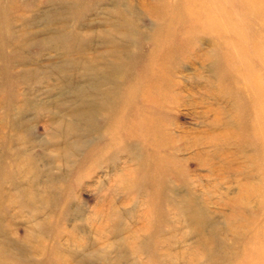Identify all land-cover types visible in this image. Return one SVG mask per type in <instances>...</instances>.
Masks as SVG:
<instances>
[{"label": "rangeland", "instance_id": "374dc122", "mask_svg": "<svg viewBox=\"0 0 264 264\" xmlns=\"http://www.w3.org/2000/svg\"><path fill=\"white\" fill-rule=\"evenodd\" d=\"M142 1L125 0V5L133 4L140 19L136 20V31L143 33L145 37L141 41V47H136H140V50H133V67L136 56L145 59L148 55L154 33V24L145 16ZM219 1L233 3L230 13L225 10L226 15H230L227 17L229 20L223 18L224 14L218 19L220 23L224 22L221 23L223 27L232 28V32L227 34L220 31L217 50L212 44L214 40L209 38L211 33L199 42L196 37L193 38L189 51L179 55L176 65L171 63L172 78L178 82V98L175 100L180 105L195 102L199 104L198 108L187 109V106L175 105L168 113L167 110L159 112L160 120L170 121V133L173 135L171 142L178 141L179 135L186 141L170 143L171 146L178 147L164 150L167 153L164 155L166 161L172 158L176 167L170 174L168 193L164 190L163 198L168 194L186 211L194 209L205 212L218 227V242L220 236L221 241H224L223 236L231 239L222 232L227 226L233 225L237 232L243 231L240 217H253L255 224H264V149L257 153L247 144V153L254 163H259L258 171H253L243 161L246 154L241 155L231 145L219 147L222 153L215 156L211 154L213 148L190 146L195 143L192 142L195 139H207L209 135L219 133V129H222L223 138L233 144V130L238 131V136L241 134L240 138L244 137L236 129H242L243 124L250 133L256 129L259 134L256 138L261 143L259 145L264 143V37H260V33L264 34V31L259 27V21L263 17L243 11L240 3H244V0ZM16 2L18 6L15 8L18 10L13 11V18L19 15L22 17L23 21L16 19L19 29L23 24L27 26L18 36L26 35L22 44L29 46L23 49V54L26 58L29 55L31 60L23 65L24 61L22 66L17 65L15 55L12 59L13 66L4 73L13 84H4L6 87L3 86V89L0 87V147L5 145L26 154L31 152L36 172L33 175L26 174L28 162L22 157L11 160L12 163L7 160V168L18 174L9 179L6 177L1 190L0 209L3 211L0 210V223L6 234L0 236L1 242L11 244L13 253L24 255L27 264H77L73 252L78 253L77 259L90 254L86 264H156L154 254L158 252L163 260L158 264H208L202 250L196 248L194 223L184 222V214L179 222L175 210L163 201V204L160 203L165 212L162 213L163 217L167 216L169 222L173 220L172 224H175L172 230H168L164 224H158L159 212L155 209L159 205L157 194L144 186L136 192L129 189L145 178V174L140 171L133 174L137 168L134 159L135 155L138 157L137 147L128 154L122 150L117 151L118 145L109 141L111 138L107 130L110 126L108 123L104 128L107 118L98 109L95 95L83 96L90 87L95 91L93 83L96 81L83 77L85 68H88L87 63L84 65L76 58L77 68L73 69V66L63 64L64 54L61 51L56 54L52 49L39 48V41L54 36V33L42 29L46 26L54 29L56 25L48 26L38 19L31 21L32 12L37 8L21 5L25 0ZM104 3L105 1H100L99 6L88 8V12H84V23L90 22V28L82 29V32L94 35L95 41L98 30L102 29V19L107 25L112 20L110 11L106 10L107 4ZM40 9L46 10L45 5L40 4ZM54 15L55 11H50L49 16L55 20ZM127 17L131 16L128 14ZM173 17L174 20L178 18L176 14ZM225 45H230L232 49L225 48ZM213 48L221 58L219 75L211 65ZM6 49L10 51V47ZM106 49L107 45L94 46L87 51V57L99 56L102 59L101 65L104 60L108 61L103 68V71L106 68L107 73L103 75L110 82L113 83L115 79H118L117 83L123 80L126 82L110 64L113 54L111 51L104 53ZM73 52L72 57L79 56ZM27 72L31 74L26 76ZM2 74L0 70V78ZM64 77L72 79L71 83H63ZM0 82L3 81L0 79ZM99 82H102L100 78ZM111 86L113 85L109 84ZM10 88L17 93L14 100H10ZM7 100L12 104H7ZM84 101L93 107L92 112L102 134L68 133L69 124L72 123L81 128L85 126L83 131L85 130L87 125L84 119L83 122L72 118ZM9 110L11 118L19 126L14 135L7 132L6 121L9 118L6 111ZM205 112V116L199 117ZM214 117L221 122V126L216 129H212L209 123ZM233 118L237 119L235 124ZM170 139L167 136L169 142ZM88 142L98 145L101 152L87 156ZM106 143L112 146H106ZM233 153L237 159L234 166ZM234 167H240L244 172L233 173ZM246 196L249 201L245 200ZM230 216H233V221H229ZM160 226H163L162 230ZM151 228H158L159 234L154 236ZM237 232L234 231L239 235ZM168 235L172 236V247L167 250L160 243L157 248L159 242ZM238 242V239L233 240V264L237 259ZM82 243L86 246L78 252ZM211 244L213 247L214 243ZM148 245L153 247L151 254L146 248ZM221 245L217 249L219 256L214 264H228L226 255L230 254L231 248L226 249L223 242Z\"/></svg>", "mask_w": 264, "mask_h": 264}, {"label": "bare ground", "instance_id": "6f19581e", "mask_svg": "<svg viewBox=\"0 0 264 264\" xmlns=\"http://www.w3.org/2000/svg\"><path fill=\"white\" fill-rule=\"evenodd\" d=\"M16 1L17 0H0V45H2L0 48V70L3 73V76L0 78L1 81H3L0 82L1 88L3 86L6 87L4 84H13L11 79L9 82L8 77L4 75V73L7 68L13 66L12 59L15 55H17V65L22 66L24 61L23 65L27 63L26 61L29 63L31 60L29 55H27L26 58L23 54V49H27L29 46V44H22L26 35H24V37L22 35L18 36V33L22 31L23 28L24 32L27 26L26 24H23L22 28L19 29L16 25V19L23 21L22 17L20 18L19 15L16 18H13V11L16 12L18 10L15 8V6H18ZM100 1H105L104 4H107L106 10L108 9V11H110L112 20L110 21V24L107 25L106 21L102 19L103 22L100 26L102 29L98 30L97 39L95 41L94 35H85L82 32V29L85 30L90 28V22L84 23V12H88V8L99 6L98 4H100ZM100 1L46 0L45 2H41L25 0V3H21V5L30 8L34 6L37 8L36 11L32 12L31 21H36V19H38L42 22V24L48 26L56 25L54 29L47 26L42 29L43 31H47L52 34L54 33V36H51L43 41H39L37 43L39 48H47L49 50L52 49L56 54L61 51V54H64L62 55L63 64H68L69 67L73 66V69L77 68L76 58H78V60L84 65L87 63L88 68H85L86 71L84 72L83 77L96 81L93 83L95 91H92V88L90 87L89 91L87 93L85 92L83 96L89 97L88 94L95 95L98 109L102 110L107 118L104 128L108 126V123L110 126L107 130L111 138L109 141L112 142V144H116V146L118 145L117 151L122 150L123 152L129 154L131 151L135 150V147H137L136 152H138V157L137 155L134 156L137 168H135L133 174L140 171L145 174V178H143L141 183L135 185L136 188L131 185L129 189L136 192L144 186L153 190L155 195L157 194L159 205H157L155 209L159 212L158 224H164L167 226L168 230H172L175 227V224H172L174 222L173 220L169 222L167 216L163 217L165 212L162 209L161 204H163L164 201L171 209L175 210V216L179 222L183 219L186 223H194L193 225L195 228H193V232L196 230V232H194L196 233V248L202 250L203 254L206 256L205 262L208 264H214L216 261V257L219 256L217 249L218 247H222V242L226 246V249L231 248L229 252L230 254L226 256L228 264H233L232 245L234 239L239 240L237 245L240 244L237 247V259L235 260V264H264V224H255L253 217H240V226L243 228V231L238 230L237 232L233 229V225L227 226L222 232L229 235L231 239H226V237L223 236L224 241H221L220 236L218 242V227L215 225V221L212 220L205 212L203 213L201 210L197 211L194 209L186 211L177 204L174 198H171V196L169 197L168 194L166 198L165 196L163 198L164 190L168 193V180L170 174H172L175 169L174 167H176V162H173L171 157V160L166 161L164 155L167 153L164 150L167 148L171 150L178 147L171 146L170 143L186 142L185 139L182 138V135H179L178 141L171 142L173 135L170 133V121L167 119L160 120L161 116H159V112L161 113L167 110L168 113L175 108V105H180L179 101L175 100V98H178V94L176 92L178 89V82L172 78L171 63L172 65L177 64L180 57L179 55L185 53L189 49L190 42L193 38L196 37L199 42L201 39H205V35L209 36V33H211L209 38H211V41L212 39L214 40L212 41V44L217 50L220 45L218 39L220 37V31L227 34L232 32V28L230 29V27L226 25V27H223L221 23L224 22L220 23L218 19L220 16H223L222 14H224L223 18L229 20L228 16L230 15H226V13H230L232 11L233 3L229 2V5L228 3H222L219 0H175L177 1L175 3L171 0H143L141 4L144 6V14L146 17H149V20L154 24V33L152 35L151 49L148 55L145 59H142V57L137 58L136 56V64L133 67V50L137 49L136 47L138 46L141 47V41L145 38L143 33H138L136 31V20H140L137 17L138 14H136L133 4L130 3L125 5V0ZM240 1L242 0H239V2ZM40 4L45 5L46 10L42 11L40 9ZM240 5H243L241 6L243 11H248L251 15L263 17L261 18L262 21H259V27H262L264 31V0H244V3H240ZM226 9L227 11L225 13ZM50 11H55V20L49 16ZM128 14L131 16L130 18L127 17ZM175 14L178 17L176 18L177 20H174L175 17L173 16ZM255 19L258 21L256 17ZM25 21L27 20L25 19ZM257 35L259 36V34ZM260 37L263 38L264 34L260 33ZM209 38L207 40L210 41ZM102 45H107V49L104 53L107 54L109 53L108 51L112 52L113 59L110 64H112L115 71L119 72L118 75L121 76L122 80L125 79L126 82L123 80L117 83L118 79H115L113 83L110 82L107 77H104L107 73L106 68L103 71V68L106 66L108 61L104 60L101 65L100 60L102 59L99 56L94 58L90 56L87 57L88 50H91L94 46L102 47ZM6 47H10V51H8ZM140 47L138 48L139 50ZM224 47L232 49L230 45H225ZM215 48H213L214 54L211 56V65L214 69H217L215 72L219 75L218 65L221 62V58L217 56ZM246 50H248V47ZM73 51H75V53L79 56L72 57L71 55H74ZM234 56H237V54ZM65 65H63V67ZM28 74L30 75L31 73L27 72L26 76H28ZM99 78L102 82H99ZM71 81L72 79L68 77L62 78L63 83L70 84ZM109 84H112L113 86L109 87ZM12 89L10 91V100H14L13 98L17 95V93L12 91ZM211 92L212 91L210 90L209 93ZM8 101L9 100H7V102ZM7 104H9V102ZM181 105L185 107L187 106V109H197L199 106V104L195 102H191L189 104L183 103ZM14 107L15 106H13V108ZM234 107L235 102H233V108ZM92 108L93 107L90 104L84 101L76 112L72 109V112H75V114L72 115L73 120L83 122L85 120L87 126L83 131L85 126L81 128L76 123L69 124L68 133H76L77 135L78 133H81V135H83L85 133L101 131L99 130L98 121L93 115ZM6 114L9 118L6 121L7 132L14 135L15 130L19 129V126H16L18 122L11 118L10 110L6 111ZM205 114L206 112L201 113L199 117L205 116ZM236 120V118H233V124H235ZM209 123L212 129H216V127L221 126L220 119L217 117H214V119H212ZM226 123L229 124L230 122ZM242 123H244L243 120ZM241 128L242 129H236L240 130L244 137L240 138L241 134L238 136V131L233 130V144L231 142L229 143L227 138H223L224 134L222 135L221 133L222 129H219L221 130L219 133L211 134L207 137V139L205 137L195 139L192 141L195 143L190 146L191 148H198L201 145L200 148H213L211 150V154L215 156L221 155L222 153L219 147L225 148L227 145H231L237 149L241 155L246 154L244 155L246 158L243 161H246L247 165H250L251 170L258 171L259 163L258 165L254 163V160L247 153L245 148L247 147V144H250L249 146L253 147L254 152L256 150L258 153L260 152V149L261 151L264 149V143L259 145L261 143L256 138V135H259L256 129L250 133L246 130L247 127L245 128L244 124ZM100 134H102V132H100ZM167 136L171 138L170 142L167 140ZM19 138L20 137H18V139ZM118 139H120V141H118ZM112 144L109 145V143H106L105 145H109L110 147ZM257 145L259 146L257 147ZM86 150L87 156L93 153L101 152V148L95 143L91 144V142L86 144ZM30 153L26 154L24 151L5 145L0 147V204L2 200L1 190L4 182L7 180L6 177L9 179L18 174V172L10 171L7 168L9 167V162L12 163V161L16 158L22 157L28 162L26 174L33 175L36 172L34 158ZM169 154L172 153L169 151ZM143 157L144 160L142 159ZM235 160L237 162L233 153V166ZM234 168L233 173L244 172L243 169H240V167ZM256 173L258 174V172ZM242 186L244 187L245 185ZM245 187L247 188V186ZM257 189L259 191L260 187ZM240 199L242 200L243 198ZM245 200L249 201L247 196ZM234 207L239 208L238 206ZM0 210L3 211V209ZM182 214L185 215V219L181 217ZM250 214L254 215L252 212H250ZM229 221H233V216L229 217ZM162 228L163 226H160L161 230ZM151 229L154 232V236L158 235L160 232L158 228ZM220 229L222 230V227ZM234 231L239 233V235L234 233ZM5 235V231L0 223V236ZM161 241L162 242H159L157 248L160 243L164 244L167 250L172 247L171 235H168L167 237L165 236ZM38 242L40 244V239ZM210 242L214 243L213 247ZM84 246H86V244L82 243L78 247V252L83 250ZM146 248L148 249L149 254H151L153 247L148 245ZM11 249V244H4L0 240V264H27V262H25L24 255H17L13 253ZM136 251H138V248H136ZM187 251L189 252L190 249ZM77 254V252H73V256L75 257V262L77 264L88 263L90 254L79 259H77ZM161 256L160 252L154 254L156 264L163 261Z\"/></svg>", "mask_w": 264, "mask_h": 264}]
</instances>
